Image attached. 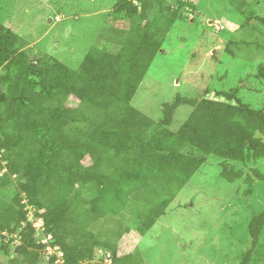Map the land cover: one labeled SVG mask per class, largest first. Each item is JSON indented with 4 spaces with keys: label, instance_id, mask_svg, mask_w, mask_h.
Wrapping results in <instances>:
<instances>
[{
    "label": "trees",
    "instance_id": "1",
    "mask_svg": "<svg viewBox=\"0 0 264 264\" xmlns=\"http://www.w3.org/2000/svg\"><path fill=\"white\" fill-rule=\"evenodd\" d=\"M226 1L250 29L249 20L264 24L252 10L264 0ZM114 6L126 20L121 43L114 51L94 43L74 66L40 55L0 22V264H143L136 240L210 155L223 179L243 180L244 193L264 183V100L245 101L241 85L175 96L158 120L131 104L173 22L195 4ZM262 64L247 78L264 80ZM181 105L191 110L173 128ZM263 229L264 210L248 223L253 247Z\"/></svg>",
    "mask_w": 264,
    "mask_h": 264
},
{
    "label": "rangeland",
    "instance_id": "2",
    "mask_svg": "<svg viewBox=\"0 0 264 264\" xmlns=\"http://www.w3.org/2000/svg\"><path fill=\"white\" fill-rule=\"evenodd\" d=\"M115 1L0 0V22L40 55L74 66L94 43L113 51L121 43L126 20L112 12ZM189 1L195 9L187 6V19L173 22L131 104L158 120L162 103L175 96L198 99L207 87L239 84L245 101L261 105L264 80L247 75L264 64V24L249 20L257 26L250 29L226 0ZM252 10L264 17L263 2ZM190 110L181 105L172 127ZM218 162L210 155L153 227L138 237L143 264H240L247 251L249 264H264V229L254 247L248 233L251 218L264 210V183L254 180L253 191L246 194L243 180L220 176ZM34 225L40 227V221ZM126 237L122 249L130 250L136 237Z\"/></svg>",
    "mask_w": 264,
    "mask_h": 264
},
{
    "label": "built area",
    "instance_id": "3",
    "mask_svg": "<svg viewBox=\"0 0 264 264\" xmlns=\"http://www.w3.org/2000/svg\"><path fill=\"white\" fill-rule=\"evenodd\" d=\"M40 221V220H39ZM40 225H41V222H40ZM3 234H5L4 232H3Z\"/></svg>",
    "mask_w": 264,
    "mask_h": 264
},
{
    "label": "clouds",
    "instance_id": "4",
    "mask_svg": "<svg viewBox=\"0 0 264 264\" xmlns=\"http://www.w3.org/2000/svg\"><path fill=\"white\" fill-rule=\"evenodd\" d=\"M5 233V232H4Z\"/></svg>",
    "mask_w": 264,
    "mask_h": 264
}]
</instances>
